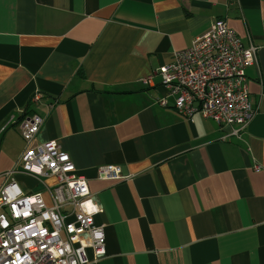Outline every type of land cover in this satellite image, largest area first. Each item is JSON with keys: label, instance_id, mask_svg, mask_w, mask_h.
Here are the masks:
<instances>
[{"label": "crops", "instance_id": "0c3cea01", "mask_svg": "<svg viewBox=\"0 0 264 264\" xmlns=\"http://www.w3.org/2000/svg\"><path fill=\"white\" fill-rule=\"evenodd\" d=\"M217 18L257 46L238 135L156 102L154 71ZM20 110L43 118L30 146L55 140L102 208L106 253L89 264H264V0H0V127ZM26 146L16 123L0 132V188ZM106 164L127 178H98Z\"/></svg>", "mask_w": 264, "mask_h": 264}, {"label": "built area", "instance_id": "2783aa9c", "mask_svg": "<svg viewBox=\"0 0 264 264\" xmlns=\"http://www.w3.org/2000/svg\"><path fill=\"white\" fill-rule=\"evenodd\" d=\"M257 46H244L234 29L222 18L192 43L173 53L169 63L154 74L161 79L166 95L156 102L167 106V98L182 117L191 120L195 113L219 125H236L238 135L255 114L246 86L245 70L257 61ZM150 77L143 80L148 83ZM42 93L36 90L31 103L36 105ZM11 115L0 132L16 123L27 143L16 166L3 174L9 181L0 188V264H89L87 249L94 260L104 256L103 225L94 216L102 208L92 199L85 176L76 172L68 152L55 140L30 146L43 118L20 110ZM230 134H225L224 137ZM22 172L33 177L51 178L41 191L24 193L11 177ZM98 178L125 179L118 165H100Z\"/></svg>", "mask_w": 264, "mask_h": 264}, {"label": "rangeland", "instance_id": "374dc122", "mask_svg": "<svg viewBox=\"0 0 264 264\" xmlns=\"http://www.w3.org/2000/svg\"><path fill=\"white\" fill-rule=\"evenodd\" d=\"M41 181L43 182H47V183H52V179L51 178H44V177H41ZM42 184V182H39ZM42 187L44 188L43 184H42ZM37 189V188H36ZM38 190V189H37ZM36 191V190H35ZM33 191V192H35Z\"/></svg>", "mask_w": 264, "mask_h": 264}]
</instances>
